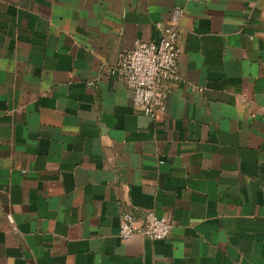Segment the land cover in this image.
Here are the masks:
<instances>
[{
	"label": "crops",
	"instance_id": "obj_1",
	"mask_svg": "<svg viewBox=\"0 0 264 264\" xmlns=\"http://www.w3.org/2000/svg\"><path fill=\"white\" fill-rule=\"evenodd\" d=\"M177 6L147 116L112 70ZM0 264H264V0H0Z\"/></svg>",
	"mask_w": 264,
	"mask_h": 264
},
{
	"label": "built area",
	"instance_id": "obj_2",
	"mask_svg": "<svg viewBox=\"0 0 264 264\" xmlns=\"http://www.w3.org/2000/svg\"><path fill=\"white\" fill-rule=\"evenodd\" d=\"M183 15L184 10L175 7L167 24H157L162 37L137 42L133 49L120 54L118 64L112 70L120 73L132 94L134 107L147 116L157 117L166 110L170 83L182 79L178 41ZM171 232L172 223L153 211H148L141 223L130 211L120 214L119 236L123 240L134 234L151 240H165Z\"/></svg>",
	"mask_w": 264,
	"mask_h": 264
}]
</instances>
